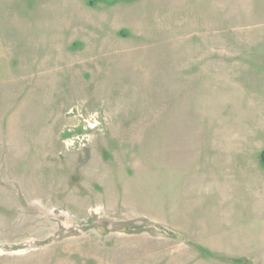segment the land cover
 Returning a JSON list of instances; mask_svg holds the SVG:
<instances>
[{
    "label": "rangeland",
    "instance_id": "rangeland-1",
    "mask_svg": "<svg viewBox=\"0 0 264 264\" xmlns=\"http://www.w3.org/2000/svg\"><path fill=\"white\" fill-rule=\"evenodd\" d=\"M0 264H264V0H0Z\"/></svg>",
    "mask_w": 264,
    "mask_h": 264
},
{
    "label": "crops",
    "instance_id": "crops-1",
    "mask_svg": "<svg viewBox=\"0 0 264 264\" xmlns=\"http://www.w3.org/2000/svg\"><path fill=\"white\" fill-rule=\"evenodd\" d=\"M0 54H2V52H0ZM2 59H5L4 55H3V56H2V55L0 56V60H1V61H2ZM5 60H6V59H5ZM1 61H0V67H2V66H6L7 62L4 63V62H1ZM2 72H3V73H7L3 68L0 70V74H2Z\"/></svg>",
    "mask_w": 264,
    "mask_h": 264
},
{
    "label": "trees",
    "instance_id": "trees-1",
    "mask_svg": "<svg viewBox=\"0 0 264 264\" xmlns=\"http://www.w3.org/2000/svg\"><path fill=\"white\" fill-rule=\"evenodd\" d=\"M261 158H262V165H263V168H264V152L262 153Z\"/></svg>",
    "mask_w": 264,
    "mask_h": 264
}]
</instances>
